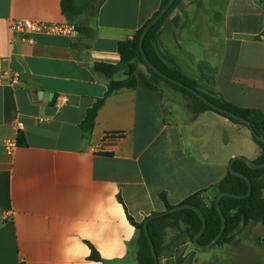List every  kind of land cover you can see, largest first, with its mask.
Listing matches in <instances>:
<instances>
[{
  "label": "crops",
  "instance_id": "crops-1",
  "mask_svg": "<svg viewBox=\"0 0 264 264\" xmlns=\"http://www.w3.org/2000/svg\"><path fill=\"white\" fill-rule=\"evenodd\" d=\"M60 2L0 0V56L20 76L15 86L0 84V264H138L129 215L140 222L164 211L161 194L177 205L204 190L208 202L231 159L255 160L260 148L247 126L217 112L189 120L142 64L136 86L107 95L83 132L108 84L94 63L117 64L118 42L131 39L161 0H103L96 13L72 21ZM11 19L94 32L22 37ZM158 48L200 89L264 112V1L182 0L159 27ZM107 132L123 136L111 152H91ZM19 135L25 144L6 152L3 139ZM160 249L159 264H264V224L248 222L208 248L169 231Z\"/></svg>",
  "mask_w": 264,
  "mask_h": 264
},
{
  "label": "trees",
  "instance_id": "trees-1",
  "mask_svg": "<svg viewBox=\"0 0 264 264\" xmlns=\"http://www.w3.org/2000/svg\"><path fill=\"white\" fill-rule=\"evenodd\" d=\"M182 0H175L166 13L154 24L146 33L143 40V49L148 59L153 63L161 72L170 77L176 78L186 84L187 86L197 90L206 96L215 105L230 111L242 118L249 121V126L236 118L218 110L213 109L191 91L179 86L161 76L158 72L149 67L141 54L139 48V37L145 25L154 18L160 9L168 2V0H161L159 9L154 15L133 35L131 39L119 41L117 45L120 54V61L117 64H109L104 62H95L93 69L103 74L108 79L107 89L104 95L98 98L93 105L88 108L85 118L80 123L83 132H89L94 124L95 116L99 107L101 106L104 98L118 90L131 89L136 86V72L139 65H144L149 79L156 85H165L171 89L181 93L183 101L181 108L186 112L189 120H193L199 113L210 110L221 114L234 123L242 124L253 130L252 138L260 148L259 156L254 160L256 162H264V142L257 138V136L264 137V112L257 108L238 106L228 100L224 99L215 91L204 92L200 90L198 81L185 73H183L176 66L171 65L173 59L165 53H160L158 48V29L161 24L169 17L172 11L177 7ZM264 1V0H260ZM103 0H61V10L67 16L69 21L71 17L81 15L84 13H96L98 7ZM74 25V24H73ZM75 29L84 35L92 36L94 30L87 25L80 24L74 25ZM121 73L123 77L116 79L115 76ZM257 135V136H256ZM18 144H25V138L22 135L18 136ZM233 168L244 174L252 184L251 193L242 198L233 196H222L220 198V208L226 219V226L217 240L216 244L228 242L233 233L242 225L248 222H261L264 224V167L250 168L242 159H237L233 163ZM248 191V183L245 178L234 175L230 171L226 176L217 184V193L208 202L202 197L204 190H199L183 199L179 204H192L201 209L205 216L206 227L203 234L199 237V243H208L219 231L221 227V217L216 208V196L219 192H232L235 194H245ZM161 198L165 205V210H169L175 205H170L164 194ZM178 205V204H177ZM155 217L148 222L149 236L154 244L155 251L159 258L160 245L163 243L168 229L179 227V222L183 223L185 228L183 233L176 238L187 235L188 239L192 242L194 235L200 230L201 218L199 214L190 208L176 210L166 214H159L154 212ZM130 222L138 229L137 235V252L136 258L138 264H154L151 248L147 236L143 229L144 220L137 222L132 216H128ZM91 257L98 259L99 255L93 249Z\"/></svg>",
  "mask_w": 264,
  "mask_h": 264
},
{
  "label": "water",
  "instance_id": "water-1",
  "mask_svg": "<svg viewBox=\"0 0 264 264\" xmlns=\"http://www.w3.org/2000/svg\"><path fill=\"white\" fill-rule=\"evenodd\" d=\"M175 0H168V2L160 9V11L158 12V14L152 18L150 20V22H148L145 27L143 28L141 34H140V37H139V48H140V51H141V54L143 55V58L145 60V63L151 67L153 70H155L156 72H158L161 76H163L165 79L179 85V86H182L184 88H186L187 90L191 91L194 95H196L199 99H201L204 103H206L207 105H209L210 107H212L213 109L215 110H218L220 112H224L234 118H236L237 120L243 122L244 124H246L247 126H249V121L245 118H242L230 111H227L217 105H215L214 103H212L206 96H204L203 94H201L200 92H198L197 90L187 86L186 84H184L183 82H181L180 80L176 79V78H173V77H170L168 76L167 74L161 72L153 63H151V61L148 59V57L146 56L145 54V51L143 49V40H144V37L146 35V33L148 32V30L151 28L152 25H154L165 13L166 11L170 8L171 4L174 2ZM251 131V133H253V130L252 129H249ZM254 134V133H253ZM255 135V134H254ZM257 136V135H256ZM258 139L262 140L264 142V137L263 136H257ZM237 159H242L246 165L250 168H260V167H264V162H256L254 160H251V159H247L243 156H234L231 161L229 162V165H228V168H229V171L234 174V175H238V176H241L243 178H245V180L247 181L248 183V191L245 193V194H235V193H232V192H219L216 196V208L218 210V213L221 217V227L218 231V233L206 244H201L199 243V237L203 234L204 230H205V227H206V222H205V216L203 214V212L201 211V209L195 205H192V204H178V205H175L173 206L172 208H170L169 210H164L162 212H158L160 215L161 214H166V213H170V212H173V211H176V210H180V209H185V208H190V209H193L195 210L200 218H201V227H200V230L194 235L193 237V243L196 247L198 248H208L214 244H216L217 240L221 237L224 229H225V226H226V219L222 213V210L220 208V198L222 196H233V197H238V198H242V197H246L248 196L250 193H251V190H252V184H251V181L244 175L242 174L240 171H237L233 168V163L235 160ZM155 217V214H151L149 215L147 218H145L144 220V223H143V229H144V232L147 236V239H148V242H149V245H150V248H151V252H152V256H153V259H154V264H159V258L157 256V253L155 251V247H154V244L149 236V231H148V222L153 219Z\"/></svg>",
  "mask_w": 264,
  "mask_h": 264
},
{
  "label": "built area",
  "instance_id": "built-area-1",
  "mask_svg": "<svg viewBox=\"0 0 264 264\" xmlns=\"http://www.w3.org/2000/svg\"><path fill=\"white\" fill-rule=\"evenodd\" d=\"M9 28L14 33H19L22 37H26L33 33L43 32L51 34H69L76 35L77 30L75 26L69 23H53L32 21L28 19H11L9 21ZM20 76L17 71H14L6 57L0 56V84L15 86L19 84ZM67 99L62 98L57 100L56 105L61 106L66 103ZM21 122L15 124V128L20 130ZM123 136V132H107L96 146L90 147L91 152L109 153L112 150V145ZM4 149L8 153H12L17 146V138H5L2 141Z\"/></svg>",
  "mask_w": 264,
  "mask_h": 264
},
{
  "label": "rangeland",
  "instance_id": "rangeland-1",
  "mask_svg": "<svg viewBox=\"0 0 264 264\" xmlns=\"http://www.w3.org/2000/svg\"><path fill=\"white\" fill-rule=\"evenodd\" d=\"M92 15L93 13H91V12H88L87 13V15ZM89 15V16H90ZM203 87H202V89H200V90H202V91H204V92H206L207 91V86H206V84H203L202 85ZM170 88V87H169ZM170 90H171V92H172V100L175 102V103H177V104H181V102L183 101V97H182V95H181V93H179V92H177V91H175V90H173V89H171L170 88ZM180 107H181V105H180ZM182 109V108H181ZM182 111L183 112H185L183 109H182ZM185 114H186V112H185ZM179 227H177V228H174V229H172V228H170V229H168V231H167V234H168V232L169 231H173V234L175 235V236H180V235H182V233H183V229L185 228V226H184V224L183 223H181V222H179Z\"/></svg>",
  "mask_w": 264,
  "mask_h": 264
}]
</instances>
